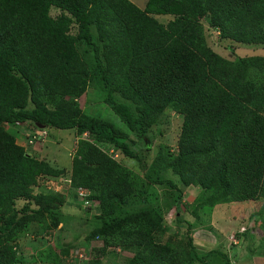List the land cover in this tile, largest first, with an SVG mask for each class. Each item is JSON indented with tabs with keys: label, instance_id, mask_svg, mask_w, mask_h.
<instances>
[{
	"label": "trees",
	"instance_id": "1",
	"mask_svg": "<svg viewBox=\"0 0 264 264\" xmlns=\"http://www.w3.org/2000/svg\"><path fill=\"white\" fill-rule=\"evenodd\" d=\"M205 28L264 46V0H147L143 9L130 0H0V264H22L33 225L46 234L73 218L60 210L66 198L37 189L41 177L90 192L91 207L67 198L86 221L96 211L86 241L103 246L86 264L118 248L131 254L126 264H230L222 251L196 248L194 234L212 231L213 212L264 200V57L224 58ZM91 84L121 127L81 109ZM166 111L180 117L176 147L151 160L144 140ZM26 123L81 137L71 167L30 155L13 133Z\"/></svg>",
	"mask_w": 264,
	"mask_h": 264
},
{
	"label": "rangeland",
	"instance_id": "2",
	"mask_svg": "<svg viewBox=\"0 0 264 264\" xmlns=\"http://www.w3.org/2000/svg\"><path fill=\"white\" fill-rule=\"evenodd\" d=\"M130 1L140 9H143L147 0ZM158 19L166 23L170 20V16H160ZM203 23L207 26L205 21ZM205 33L208 46L224 58L233 60L239 57H264V46L236 44L223 37L220 38L221 36L216 31L208 30L207 28H205ZM78 102L85 113L107 120L117 128L121 127L122 124L119 119L102 102L101 92L94 84H91L87 88L84 96L79 98ZM180 123V117L177 114L166 111L163 117L160 118L159 123L152 128L148 138L144 140L145 144H147V147L150 149L149 155L151 160L160 150H163V152H173L176 147ZM13 129L14 132L12 130H10V132L19 133L17 135L24 141H26L27 138V134H24V132L26 133V131L30 129L29 132L36 133L31 124L27 126H17V128L13 127ZM43 130L45 132H41L37 135L39 138L38 141H35L32 145L28 144L30 152L33 155L42 157V160L47 161L54 168H70L72 159L75 156L74 150H77L78 142L81 140V137L78 138L72 130H56L54 128ZM130 137L136 141L137 149L143 148V142L136 140L132 135ZM29 140L32 141V138H29ZM19 144L23 145L22 141H19ZM100 148L107 154L111 148L114 149L113 146H108L107 148L100 146ZM116 160L121 162L122 165L129 170L142 175L137 167V162L135 163L131 159L123 157L119 152ZM167 177L170 178L169 173ZM48 185L59 193L62 190L61 184L48 182ZM38 190L44 191V188L41 186ZM154 191H156V197L158 198L162 190L156 187ZM191 194L192 195L187 194L188 196L186 195L184 197V204H190L194 201V193L191 192ZM71 195V192H67V190L60 195L66 198L65 205L60 209L62 212L66 211L72 213L74 210L72 209L74 206L67 202V198ZM159 200L160 198L157 201ZM263 202L264 200H261L255 204L251 203L250 205H248L249 202H246L243 203V206L237 204L241 206H238L231 214L213 212L212 222L207 223L210 224L209 226H212V231L203 230H209L206 225V227L202 226L197 228L194 234L196 240L194 241L195 245L200 247V251L203 253H208L210 251L216 254L219 252L221 254L222 252L226 253L230 264H264V242H262L264 231L260 228V221L262 220L260 210L262 209V211H264V207H262ZM22 204V201L18 202V206ZM73 212L76 216H80L79 221L69 219L67 220L68 223H65L61 230H53L52 232L44 234L40 226L33 225V228L29 230V235H27L21 243V248H23L21 254L22 264H86L87 261L91 259V249H98L103 246V241L101 239L86 241V236L91 233L94 227V225H92V215L96 213V211L89 210L92 215L90 216L91 218H88V221L84 219L85 217H82L86 211L77 209V211L74 210ZM219 215L221 216L219 217ZM221 217L222 220L219 221ZM31 232L36 233L33 234ZM50 235H52L51 240L54 241L53 245L48 243L51 241L49 239ZM64 245L66 250L62 254L60 253V249ZM49 247L52 249L51 253L54 255L46 253ZM113 255L116 257L113 258ZM130 257V253L118 248L114 254H109L103 260V264H126L125 260ZM59 259L60 261H58ZM213 264L222 263L218 260Z\"/></svg>",
	"mask_w": 264,
	"mask_h": 264
},
{
	"label": "clouds",
	"instance_id": "3",
	"mask_svg": "<svg viewBox=\"0 0 264 264\" xmlns=\"http://www.w3.org/2000/svg\"><path fill=\"white\" fill-rule=\"evenodd\" d=\"M18 126H27V125H29V123H26V124H17ZM33 126V125H32ZM20 128V127H19ZM34 129H35V131H36V133H32V132H29L30 131V129L27 131V133H28V137L26 138V141H24L23 140V147H25V149H26V151L30 154V155H32L33 157H35L36 159H39V160H41L42 159V157H40V156H37V155H33L31 152H30V148L28 147V144L29 145H32L35 141H38L39 140V138L37 137V135H39V133H41V132H45L43 129H50V128H43V127H40V126H37V127H33ZM25 131V130H24ZM24 131H22V132H24ZM22 132H20V133H22ZM29 138H32V141L31 140H29ZM79 138V137H78ZM28 139V140H27ZM36 151V150H35ZM40 151V150H39ZM74 152H75V154H76V149L74 150ZM118 152L119 151H117L116 149H113V148H111L110 150H109V153L107 154L109 157H111L113 160H115V161H117L116 160V158H118ZM120 153V152H119ZM121 154V153H120ZM123 157H124V155L123 154H121ZM126 158V157H125ZM129 159V158H128ZM119 162V161H118ZM121 163V162H120ZM122 164V163H121ZM48 182H53V183H55V184H61V186H62V190H61V192L59 193L58 191H54V189L53 188H50V186L48 185ZM37 185L39 186H42L43 188H44V191H46V192H48V193H52V194H54V195H58V196H60V195H62L63 193H64V191L65 190H67V192H72V195L71 196H73V201L74 202H76V203H80V204H82L83 205V207L84 208H87V207H91V201H90V192L89 191H87V190H84V189H82V188H73L72 187V185H71V180H69L67 177H56L55 179H46L45 177H41V178H39L38 179V181H37ZM46 188H48V189H46ZM38 189V188H37ZM80 192H82V194H80ZM76 211H77V209H75ZM74 211V210H73ZM72 211V213H68V215H73V218H72V220H74V221H79V219H80V216H76L75 214H74V212ZM63 213V212H62ZM64 214V213H63ZM71 220V218L69 217H67V216H64V221L63 222H61L59 225H58V227H57V229H55V231H57V230H61L62 229V227L64 226V224L65 223H68L67 222V220ZM51 238H52V235H50L49 236V239L51 240ZM53 240H51L50 242H48V243H50V244H52L53 245ZM81 258V257H80Z\"/></svg>",
	"mask_w": 264,
	"mask_h": 264
},
{
	"label": "crops",
	"instance_id": "4",
	"mask_svg": "<svg viewBox=\"0 0 264 264\" xmlns=\"http://www.w3.org/2000/svg\"><path fill=\"white\" fill-rule=\"evenodd\" d=\"M194 241H196V240H195V237H194ZM194 245H195V243H194ZM195 246H196V245H195ZM198 246H199V245H198ZM196 248H199V250H200V247H197V246H196Z\"/></svg>",
	"mask_w": 264,
	"mask_h": 264
},
{
	"label": "built area",
	"instance_id": "5",
	"mask_svg": "<svg viewBox=\"0 0 264 264\" xmlns=\"http://www.w3.org/2000/svg\"><path fill=\"white\" fill-rule=\"evenodd\" d=\"M80 194H82V192H80Z\"/></svg>",
	"mask_w": 264,
	"mask_h": 264
}]
</instances>
